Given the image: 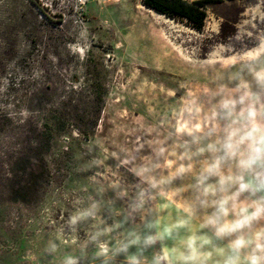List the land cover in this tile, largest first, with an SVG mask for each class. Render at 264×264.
<instances>
[{"label":"rangeland","instance_id":"1","mask_svg":"<svg viewBox=\"0 0 264 264\" xmlns=\"http://www.w3.org/2000/svg\"><path fill=\"white\" fill-rule=\"evenodd\" d=\"M256 4L208 3L196 32L141 0H0V264H53L50 241L60 245L55 264L80 255L91 222L73 237L69 216L91 199L105 218L109 205L127 206L133 163L149 158L183 105L228 72L207 58L221 44L252 46L233 37ZM33 131L50 140L46 180L15 201L27 176L14 181V163L31 154Z\"/></svg>","mask_w":264,"mask_h":264},{"label":"clouds","instance_id":"2","mask_svg":"<svg viewBox=\"0 0 264 264\" xmlns=\"http://www.w3.org/2000/svg\"><path fill=\"white\" fill-rule=\"evenodd\" d=\"M245 16L233 38L252 46H217L206 63L228 72L133 163L136 191L122 211L109 205L105 218L96 199L76 208L67 220L73 237L82 223L91 231L80 255L58 264H264V0ZM59 250L56 241L45 248L53 264Z\"/></svg>","mask_w":264,"mask_h":264},{"label":"trees","instance_id":"3","mask_svg":"<svg viewBox=\"0 0 264 264\" xmlns=\"http://www.w3.org/2000/svg\"><path fill=\"white\" fill-rule=\"evenodd\" d=\"M223 0H141L142 5L153 12L164 16L165 18L185 23L186 26L196 32H202L207 17L205 7L208 3H220ZM34 132L31 139L32 147L29 146V156L25 162L19 160L14 163L13 180L18 176H27L25 185H17L15 195L18 196L15 201L25 202L27 191H36L41 183L46 180L47 168L44 156L50 148L49 137L41 132ZM25 164V165H24Z\"/></svg>","mask_w":264,"mask_h":264},{"label":"built area","instance_id":"4","mask_svg":"<svg viewBox=\"0 0 264 264\" xmlns=\"http://www.w3.org/2000/svg\"><path fill=\"white\" fill-rule=\"evenodd\" d=\"M87 264V263H86ZM96 264V263H95Z\"/></svg>","mask_w":264,"mask_h":264}]
</instances>
